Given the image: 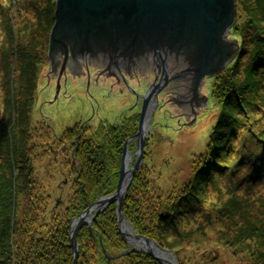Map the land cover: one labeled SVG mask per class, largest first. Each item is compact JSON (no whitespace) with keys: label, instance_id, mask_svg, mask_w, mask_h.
<instances>
[{"label":"trees","instance_id":"obj_1","mask_svg":"<svg viewBox=\"0 0 264 264\" xmlns=\"http://www.w3.org/2000/svg\"><path fill=\"white\" fill-rule=\"evenodd\" d=\"M54 1L0 0V264H73L71 221L115 191L123 145L138 126L135 108L118 122L78 121L58 135L46 118L32 121L41 70L48 67ZM235 5L229 36L238 40L239 50L212 78L211 97L219 112L204 151L190 155L186 180L164 190L145 164L146 135L142 165L123 199V217L134 233L172 251L177 264H209L213 256L210 249L217 245L201 248L192 238L200 230L193 227L195 217L213 189L222 190L243 172L240 185L256 194L264 191V123L257 117L264 110V0H235ZM20 14L25 22L16 26ZM134 144L128 142L130 151ZM47 160L57 164L49 175L54 197L36 174L35 165ZM262 198L248 200L257 208L253 221L244 218L243 225L220 234L235 264H264ZM233 204L231 199L223 203L220 216L236 210L244 215L241 205L233 210ZM76 240V264H161L147 252L130 250L115 200L91 226L78 229Z\"/></svg>","mask_w":264,"mask_h":264},{"label":"water","instance_id":"obj_2","mask_svg":"<svg viewBox=\"0 0 264 264\" xmlns=\"http://www.w3.org/2000/svg\"><path fill=\"white\" fill-rule=\"evenodd\" d=\"M235 14V0L54 1V21L48 35V69H44L47 76L56 77L55 97L49 102L57 97L62 76L67 73L80 76L84 68L88 71L89 65L101 68L106 76L121 75L124 82L120 87L127 82L122 73L152 69L159 76L158 83L147 86L141 96L137 130L123 145L117 188L71 221L73 264L77 261L78 229L83 224L91 226L94 217L114 200L119 229L132 246L130 250L147 252L161 264H177L172 251L134 233L123 217V199L142 165L145 137L158 107L161 86L169 75L173 76L170 81L180 85L173 104L185 111V125H190L197 112L206 108L207 96L201 91L205 80L221 72L237 55L238 42L229 36ZM132 140H135L134 160L125 172V153ZM146 244L150 247L144 248ZM105 255L110 258L106 252Z\"/></svg>","mask_w":264,"mask_h":264},{"label":"rangeland","instance_id":"obj_3","mask_svg":"<svg viewBox=\"0 0 264 264\" xmlns=\"http://www.w3.org/2000/svg\"><path fill=\"white\" fill-rule=\"evenodd\" d=\"M29 10L31 11L32 7ZM24 16L25 14H20L19 17H15L16 26H21L25 22ZM31 22L34 23V21ZM44 69L45 67L41 70L32 104L31 119L38 121L46 118L56 135L78 121L87 120L92 125H97L101 120L110 123L118 122L133 108L140 109L141 103H137L136 94L142 96L146 91L144 85L138 88L131 79L120 87L110 84L108 80L96 78L94 75L80 77L68 73L60 79L57 97L53 102H49L55 97L56 84L52 77L44 73ZM213 77L207 78L201 89L207 96L206 108L197 112L190 125H185L186 119L184 122H177L164 107H157L153 114L150 129L146 134L148 145L145 164L152 170L150 176L164 190L170 188L173 182L181 183L186 180L190 174V155L200 154L205 149L210 130L219 112V108L211 97ZM257 117L261 119L260 123H264V110ZM177 123L184 126L178 128ZM35 168L37 178L45 187V191L51 193L53 197L56 196L55 188H52L54 183H51L52 178L49 175L53 170L55 174L57 164L47 160L36 164ZM243 174V172L237 173L233 177L234 180L228 182L227 186L222 185V190L213 189L214 194L205 197L204 209L195 217L196 223L193 227L200 229L192 235L195 245L201 248L210 247L204 246L206 244L217 245L211 249L208 248L213 253V256L210 255L212 257L209 264H235L227 251L230 248L229 245H225L224 242L220 244V234H225V231L231 232L235 227L243 225L244 218L253 221L257 208L248 203V200L264 197V191H258L259 193L256 194L238 183ZM57 178L60 177L57 175ZM230 199L234 202L231 205L233 210H235V204L241 205L240 211H243L244 215L236 210L230 216H220L219 207ZM198 253L201 255L199 251ZM198 261L202 264L200 260Z\"/></svg>","mask_w":264,"mask_h":264},{"label":"flooded vegetation","instance_id":"obj_4","mask_svg":"<svg viewBox=\"0 0 264 264\" xmlns=\"http://www.w3.org/2000/svg\"><path fill=\"white\" fill-rule=\"evenodd\" d=\"M83 73L84 74H81L80 77H85L86 75H88V77L89 76L91 77V75H94V77L108 80L110 84H114V85H122L124 82L121 75H118L116 77L106 76V73L101 72V68L93 65H89L88 71H86L84 68ZM122 75L126 77V80L129 79L133 80L138 88H140L142 85H144L145 88L146 86H150V85L155 86V83H158L159 81L158 78L159 76L155 71H152V69L133 70L129 75H126L124 73H122ZM49 76L52 77L55 81L56 79L55 76H52V74H49ZM172 77H173L172 75L168 76V78L165 80V83H163V85L161 86V90L158 92V99H159L158 107H164L166 111L170 112L171 114L170 116L174 117L177 122L179 121L184 122L186 119L185 111H183V109L178 108L176 104H173L175 97L181 90V87L178 83L174 81L173 82L170 81L173 80ZM136 100L137 103H141L142 99L139 94L138 96L136 94ZM183 126H184L183 124L181 125L180 123L179 124L177 123L178 128Z\"/></svg>","mask_w":264,"mask_h":264},{"label":"bare ground","instance_id":"obj_5","mask_svg":"<svg viewBox=\"0 0 264 264\" xmlns=\"http://www.w3.org/2000/svg\"><path fill=\"white\" fill-rule=\"evenodd\" d=\"M132 162H133V152H131L129 150V147H128L127 150H126V153H125V172H128V170L130 169V166H131ZM124 230H125V232H127V234L129 233L127 226L124 227ZM128 237H130L129 234H128ZM143 247L144 248H147V247L149 248L150 245L149 244H146V245H143Z\"/></svg>","mask_w":264,"mask_h":264}]
</instances>
